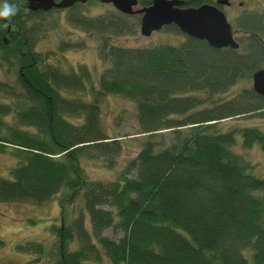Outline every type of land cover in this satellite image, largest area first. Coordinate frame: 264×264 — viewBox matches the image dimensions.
<instances>
[{"label": "trees", "instance_id": "1", "mask_svg": "<svg viewBox=\"0 0 264 264\" xmlns=\"http://www.w3.org/2000/svg\"><path fill=\"white\" fill-rule=\"evenodd\" d=\"M181 1L184 8L212 3ZM25 2L11 1L19 12L0 29V67L16 74L13 84L0 81V94L9 98L0 102V153L9 150L16 160L10 178L0 177V201L42 205L64 185L82 199L83 208L58 231L55 264H264V176L243 153L256 145L264 155V128L219 127L228 118H264V98L251 87L223 97L264 67V8L235 16L234 30L243 34L238 49L186 35L178 45L118 46L110 37L124 29L134 34L138 24L123 19L138 15L72 14L74 25L103 41L97 55L107 67L95 86L85 66L63 72L44 64L35 50L40 28L28 21L53 10L33 12ZM150 3L139 0L140 7ZM85 81L95 99L133 102L143 134L135 158L109 183L87 179L79 158L116 153L121 142L108 141L96 103L59 94L83 89ZM81 116V124L66 120Z\"/></svg>", "mask_w": 264, "mask_h": 264}, {"label": "rangeland", "instance_id": "2", "mask_svg": "<svg viewBox=\"0 0 264 264\" xmlns=\"http://www.w3.org/2000/svg\"><path fill=\"white\" fill-rule=\"evenodd\" d=\"M229 1L231 2L230 6L222 5L220 9L231 24L234 39L241 41L243 34L236 33L234 30L235 16L244 11H262L264 0ZM72 14L84 15L88 18L99 14L120 16L111 4L100 3L97 0L93 4H86L82 9L53 10L47 14L38 15L33 22L28 21V27L38 26L40 28L34 36L35 50L43 55L44 64L57 66L63 72L77 70L79 66H85L96 86L100 73L107 67V64L101 61L97 55V48L103 45V41L101 36L85 32L74 25L71 21ZM105 15L104 17H106ZM139 19V15L131 18L124 17L123 20L128 25L138 24L134 28L135 33L132 34L124 29V34L111 36L109 44L128 48H146L162 44L178 45L185 40L184 34L171 32L166 27L153 31L149 36H143L139 30ZM242 50L240 48V51ZM15 78L14 72L8 71L5 66L0 67V81L13 84ZM88 84L89 81H85V87L79 90L61 89L59 94L68 99L75 98L82 99L80 101L86 103H96L99 107L100 127L107 135L108 141L118 140L117 142H121L116 153L110 152L108 155L92 158L91 156L96 154L94 150V152H89L91 153L88 154L89 156L83 154L79 158V166L87 179L109 183L119 179V175L128 161L135 158L141 148L143 134H138L136 108L133 102L118 95L95 99L87 88ZM242 87L252 88L251 77L239 81L223 97L227 98L233 95L238 88ZM8 101L9 98L0 94V102ZM255 114L228 118L223 120L219 127L223 131L249 126L264 128V118L255 116ZM75 118L66 117V120L73 124L84 122V116H81L80 119ZM12 121L13 118L8 117V122ZM121 135H126V137L122 138ZM240 141V135H237V143L240 144ZM115 142L113 141V143ZM237 148L240 150L239 147ZM243 153L256 164L254 173L264 176V155L257 146L255 145ZM109 158L114 160L112 167H108L106 164L110 161ZM15 163L16 160L11 156L9 150L1 152L0 177L10 178V168ZM82 208V199L77 196L72 197V191L66 185L56 196L42 205L0 201V239L3 241L0 245V264H55L59 244L58 231L75 218ZM86 219L88 220L87 214ZM104 234L111 236L110 230L105 231ZM118 236H120L119 233L115 235L116 238ZM34 243L41 245L39 252L34 250ZM25 244L29 247L25 250L21 249V246Z\"/></svg>", "mask_w": 264, "mask_h": 264}, {"label": "water", "instance_id": "3", "mask_svg": "<svg viewBox=\"0 0 264 264\" xmlns=\"http://www.w3.org/2000/svg\"><path fill=\"white\" fill-rule=\"evenodd\" d=\"M89 0H27V8L33 12L51 9H68L78 3L84 5ZM111 4L121 14L140 16L139 30L149 36L165 26L175 25L184 35L206 41L216 49H238L231 24L219 5H229L228 0H216V4H203L199 7L184 8L181 0H151V4L138 7V0H97ZM252 89L264 98V67L251 75Z\"/></svg>", "mask_w": 264, "mask_h": 264}, {"label": "clouds", "instance_id": "4", "mask_svg": "<svg viewBox=\"0 0 264 264\" xmlns=\"http://www.w3.org/2000/svg\"><path fill=\"white\" fill-rule=\"evenodd\" d=\"M19 12V7L10 0H0V29H7L11 18Z\"/></svg>", "mask_w": 264, "mask_h": 264}, {"label": "flooded vegetation", "instance_id": "5", "mask_svg": "<svg viewBox=\"0 0 264 264\" xmlns=\"http://www.w3.org/2000/svg\"><path fill=\"white\" fill-rule=\"evenodd\" d=\"M229 1V0H228ZM151 4V3H150ZM207 4V3H206ZM208 4H216V0H212V3H208ZM231 5V2L229 1V5L228 6H230ZM24 6H26L27 7V0H26V2H25V5ZM219 6H221V5H219ZM138 7H140V4H139V0H138ZM28 9V8H27ZM51 10H55L54 8L53 9H51ZM61 10H64V9H61ZM37 12V11H36ZM140 17V16H139ZM140 20V19H139ZM165 27H167V26H165ZM164 28V27H163Z\"/></svg>", "mask_w": 264, "mask_h": 264}]
</instances>
